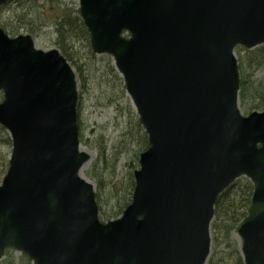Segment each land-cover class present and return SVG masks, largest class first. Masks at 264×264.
Wrapping results in <instances>:
<instances>
[{
	"label": "water",
	"instance_id": "water-1",
	"mask_svg": "<svg viewBox=\"0 0 264 264\" xmlns=\"http://www.w3.org/2000/svg\"><path fill=\"white\" fill-rule=\"evenodd\" d=\"M78 1L92 51L113 57L149 147L131 204L101 223L80 174L91 156L73 68L0 28V126L12 142L0 259L12 248L33 264H206L217 198L246 177L254 190L237 237L244 264H264V112L241 114L234 55L264 44V0Z\"/></svg>",
	"mask_w": 264,
	"mask_h": 264
},
{
	"label": "rangeland",
	"instance_id": "rangeland-1",
	"mask_svg": "<svg viewBox=\"0 0 264 264\" xmlns=\"http://www.w3.org/2000/svg\"><path fill=\"white\" fill-rule=\"evenodd\" d=\"M22 4L11 3L1 11L4 21L14 14L26 15L33 18L38 5L31 11H26L31 5V0H22ZM39 11L42 20L34 31L21 32L20 35H30L35 47L42 51L59 50L57 46V33L55 29V14L59 7H68L79 10L78 0H38ZM86 41L78 40L70 50L76 55L75 64H72L77 77L78 87V125L80 132L81 148L89 153L91 158L81 170V176L95 187L97 201L99 200L100 213L104 215L106 222L108 215L117 213V200L127 198L131 176L139 168V156L143 152L142 139L146 136L140 122L138 113L129 97L125 82L116 69L114 59L110 55H91L92 51ZM262 47V46H260ZM248 50L238 47L235 56L239 63L240 76L250 87L239 98L241 113L247 116L252 111H264L255 109L258 106L253 101L256 95L263 94L264 84L257 89L255 84H261L264 80V68L251 74L250 54H261L262 51ZM258 51V52H257ZM61 53V52H60ZM73 62V63H74ZM80 67V72L77 70ZM3 99L0 93V103ZM262 104L264 105V99ZM261 104V105H262ZM147 138V136H146ZM11 147H0V158L9 160ZM120 213V211H119ZM113 215L115 220L119 217ZM240 249L238 237L234 236ZM21 254H14L13 258H5L0 264H23L28 261Z\"/></svg>",
	"mask_w": 264,
	"mask_h": 264
},
{
	"label": "trees",
	"instance_id": "trees-1",
	"mask_svg": "<svg viewBox=\"0 0 264 264\" xmlns=\"http://www.w3.org/2000/svg\"><path fill=\"white\" fill-rule=\"evenodd\" d=\"M16 2L18 4L23 3L22 0H17ZM37 5L40 8L38 0H31V5L26 11H31V9ZM4 8L5 7L0 9V13ZM39 8H36L37 12H34L33 18L21 15L23 13H16L10 17L8 16L3 21L2 16L0 15V27L11 37H16L20 35L21 32L31 33V31H34V28L38 26V22L42 20V14L40 12L38 13ZM55 14H57L54 24L57 33V46L59 47L61 54L69 61L71 66L72 64L77 66L74 62L76 60V55L73 56V54L70 53V50L73 49L76 41L81 39L86 41L90 47V35L83 24L79 10H73L68 7H59ZM259 48H261L258 49V51H262L261 54L257 55V53H251L249 55L252 59L250 60L251 74H254L256 70L264 68V45ZM90 54L94 56L92 51H90ZM77 70L80 72V67H77ZM252 84H258L255 86L257 89H261L264 80L261 84H259V82H253ZM250 85V82H245L240 76V95L247 90ZM261 91H264V88L261 89ZM263 99V94L256 95L253 101L256 102L258 106L253 108L264 109V105L262 104ZM142 145L141 149L143 151L148 148V142L145 135H143ZM1 146L11 147V140L6 130L0 126V147ZM8 166V159L0 158V184L7 172ZM133 189L134 177L131 176L127 198H120L116 203L120 213L118 211V214L114 213L108 215L111 217L107 218V221H109V219H114L115 217H112L113 215H118L117 217L122 215L124 209L131 203ZM252 195L253 184L246 178H240L218 197L214 207V218L210 225L211 253L206 264H244L238 248V243L234 239V236L236 235L242 221L247 217ZM97 202L98 204L100 203L99 200ZM103 219H105V217L100 213V220L102 222H104ZM22 260L25 261V259Z\"/></svg>",
	"mask_w": 264,
	"mask_h": 264
},
{
	"label": "flooded vegetation",
	"instance_id": "flooded-vegetation-1",
	"mask_svg": "<svg viewBox=\"0 0 264 264\" xmlns=\"http://www.w3.org/2000/svg\"><path fill=\"white\" fill-rule=\"evenodd\" d=\"M14 254H16L14 251L9 250V251H7V253H6L5 258H13V257H14ZM5 258H4V259H5ZM4 259H3V260H4Z\"/></svg>",
	"mask_w": 264,
	"mask_h": 264
},
{
	"label": "bare ground",
	"instance_id": "bare-ground-1",
	"mask_svg": "<svg viewBox=\"0 0 264 264\" xmlns=\"http://www.w3.org/2000/svg\"><path fill=\"white\" fill-rule=\"evenodd\" d=\"M84 24V23H83ZM82 150V149H81ZM82 151H85V150H82Z\"/></svg>",
	"mask_w": 264,
	"mask_h": 264
}]
</instances>
